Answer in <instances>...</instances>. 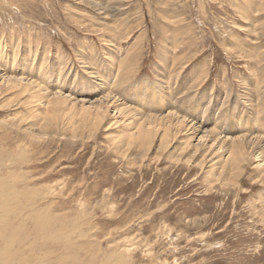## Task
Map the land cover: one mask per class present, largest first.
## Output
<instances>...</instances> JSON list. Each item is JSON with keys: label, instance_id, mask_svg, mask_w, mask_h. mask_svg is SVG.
Listing matches in <instances>:
<instances>
[{"label": "rangeland", "instance_id": "374dc122", "mask_svg": "<svg viewBox=\"0 0 264 264\" xmlns=\"http://www.w3.org/2000/svg\"><path fill=\"white\" fill-rule=\"evenodd\" d=\"M59 92L74 111L47 107ZM165 115L186 122L169 144L130 137ZM240 136L241 168L214 165ZM263 150L264 0H0V214L31 247L18 257L264 264Z\"/></svg>", "mask_w": 264, "mask_h": 264}, {"label": "bare ground", "instance_id": "6f19581e", "mask_svg": "<svg viewBox=\"0 0 264 264\" xmlns=\"http://www.w3.org/2000/svg\"><path fill=\"white\" fill-rule=\"evenodd\" d=\"M94 3V2H93ZM102 8V7H101ZM105 11H107L105 9ZM104 11V12H105ZM111 13V12H109ZM108 13V14H109ZM13 37V36H12ZM120 67V66H119ZM47 70V69H46ZM101 70V69H100ZM119 71V70H118ZM32 77V76H31ZM13 81V79H12ZM17 82V81H16ZM8 83V82H7ZM10 83V82H9ZM14 83V82H13ZM35 83V82H34ZM110 85V84H109ZM14 86V85H12ZM16 86V85H15ZM14 86V87H15ZM162 86V85H161ZM10 87V86H8ZM13 87V88H14ZM21 87V86H20ZM114 87V86H113ZM12 88V89H13ZM9 89V88H8ZM20 89V88H19ZM22 89V88H21ZM20 89V90H21ZM28 89V88H27ZM33 89V88H32ZM34 90V89H33ZM171 90V89H170ZM258 90V89H257ZM14 91V90H13ZM17 91V90H16ZM59 91V90H58ZM185 91V90H184ZM23 92V91H22ZM172 92V91H171ZM46 93V92H45ZM110 93V92H109ZM120 93V92H119ZM118 93V94H119ZM126 93V92H125ZM24 94V93H23ZM60 94V92H59ZM124 94V93H123ZM33 95V94H32ZM37 95V94H36ZM34 95V96H36ZM108 95V94H107ZM126 95V94H125ZM45 96V95H44ZM63 95H59L57 97L56 100L52 99L50 101H48V105L47 107H51V110H53L56 106L55 105H59V104H66L67 106L70 107V110H73L75 109V103H71V101H69V99L67 97H62ZM109 96H112L111 93L110 95H108V98ZM115 96V95H114ZM118 96V95H117ZM38 97V96H37ZM36 97V98H37ZM184 97V96H183ZM248 97V96H247ZM29 98V97H27ZM26 98V99H27ZM106 98V97H105ZM112 98V97H111ZM110 98V99H111ZM148 99V98H147ZM179 99V97H178ZM105 100V99H104ZM108 100V99H107ZM105 100V101H107ZM116 101V100H115ZM181 101V100H180ZM184 101V100H183ZM248 101H252L251 98H249ZM147 102V101H146ZM186 102V100L184 101ZM108 103V102H107ZM111 104V103H110ZM190 104V103H189ZM85 105V104H84ZM114 105V104H113ZM112 105V107H113ZM55 106V107H54ZM61 106V105H60ZM65 106V105H63ZM83 106V104H82ZM124 106V105H123ZM86 107V106H85ZM83 106V114L85 116V118H88L90 119V117H96L97 119H99L100 121L105 119L104 116H105V113H108L107 111H109L108 109L110 107H106V110H104L103 112L101 110H103L102 108V105L96 107L94 109V111L92 110H89L87 108H85ZM126 107V106H125ZM125 107H117L115 106L116 110L118 113H121L123 114L124 112V108ZM129 107V106H128ZM128 107L126 110H128ZM137 107V106H136ZM184 107V106H183ZM134 108V107H133ZM56 109V108H55ZM101 109V110H100ZM123 110V112H122ZM131 110H135V111H139V109L137 110L136 109H131ZM182 110V109H181ZM141 111V110H140ZM180 111V110H179ZM131 112V111H130ZM181 112V111H180ZM184 112V111H183ZM143 113V111L141 112ZM94 114V115H92ZM132 114V113H131ZM135 114V113H134ZM127 115V114H126ZM133 115V114H132ZM136 115H139V113ZM135 115V116H136ZM144 115V113H143ZM142 115V118L145 116ZM173 115V114H172ZM172 115H168L166 116L165 118H169L171 117L172 119H168L169 121H166L164 119H158V118H152V119H149V121H144L146 119H142L141 120V116L140 117H136V118H139L141 122H138L137 120V123L136 125H132V128H134V131H130V137H132V139L134 138L135 140L133 141H141V144L144 148L146 149H150V147L152 146V144L154 142H156L157 140L160 141V144L161 145H164V144H169V141H172L174 140L175 138H177L182 132H181V128L184 127V123L185 122V116H183L182 119L180 118H176L175 116L172 117ZM128 116V120L131 121L132 119V116L130 115H127ZM152 116V115H151ZM157 116V115H155ZM179 116V115H177ZM181 116V115H180ZM125 118V117H124ZM146 118V117H144ZM151 118V117H150ZM70 120V119H69ZM92 120V119H91ZM98 120V121H99ZM90 121V120H89ZM93 121V120H92ZM96 121V120H95ZM123 121V119H122ZM120 122V121H119ZM124 122V121H123ZM67 123V122H66ZM98 123V122H97ZM132 123V121H131ZM108 124V122H107ZM194 124V123H193ZM217 124V123H216ZM127 125V124H126ZM109 126V125H108ZM111 126V125H110ZM187 126V125H185ZM192 126V125H191ZM190 127V126H189ZM131 128V129H132ZM216 128V127H215ZM129 129V127H128ZM186 129V128H185ZM133 130V129H132ZM214 131V130H213ZM215 132L217 131H214L212 134L215 136ZM120 134V133H119ZM210 134V133H209ZM212 136V135H211ZM128 137V136H127ZM181 137V136H180ZM213 137V136H212ZM217 137V136H216ZM130 139V140H132ZM212 139V138H211ZM129 140V141H130ZM213 140V139H212ZM250 140V139H249ZM255 140V139H254ZM220 140V150L223 148H225L224 144H226V140L224 139V141ZM231 141L227 146V152L229 153V156L227 158H224L223 156H220L218 155V152H215L214 155L216 158L214 159H217L216 160V164L214 165H217L218 163L220 164V166H222L223 168H227V166L229 167H235L236 169H240L241 166H242V163L244 161H246V155H249V149L252 148L250 147L249 145V141H247V138H245L244 136H240V137H235L234 139L232 138V140H229ZM131 142V141H130ZM129 142V144H130ZM177 142V141H176ZM216 142V140H215ZM179 143V142H178ZM214 143V142H213ZM218 143V144H219ZM128 144V145H129ZM140 144V145H141ZM135 145V142L134 144ZM191 145V144H190ZM217 145V144H216ZM127 146V144H126ZM132 146V145H131ZM215 147V146H214ZM128 149V148H126ZM200 150L199 147H197V150ZM218 149V151H219ZM264 151V150H263ZM217 154V155H216ZM210 155H213V149H212V152H204L202 153V158H205L206 157V160L207 162H210L208 160L209 156ZM213 155V156H214ZM262 156H264V152L262 154ZM211 157V156H210ZM222 157V158H221ZM258 157V156H257ZM264 159V158H263ZM262 159V160H263ZM212 161V160H211ZM203 163H205L204 159H203ZM264 163V161H263ZM262 163V164H263ZM261 164V165H262ZM213 165V164H212ZM258 165V164H257ZM259 165V166H261ZM211 166V165H210ZM262 167V166H261ZM210 168V167H209ZM215 169V168H214ZM220 169V168H219ZM262 169V168H261ZM218 175V174H217ZM48 232V231H47ZM55 235V234H54ZM52 237H49L44 239V245H46L47 243V240L48 242H52ZM24 246H27L29 249L31 248L30 246L26 245L23 241H21V239L19 240L17 238V236L15 235V232H14V229H13V226H12V223L10 221V219L7 217V214L5 213H2L0 214V264H66L67 260L66 258H63V257H59L57 260H54V261H47V262H44L43 259L40 260V262H37L36 260H33L32 259V255L33 254H30L31 252H29V254L27 255H22L21 257H18L19 254H20V251L21 249L24 247ZM30 251V250H29ZM39 256V255H38ZM45 256H47L49 258V256L44 252V258ZM40 257V256H39ZM65 257V256H64ZM159 263V262H158Z\"/></svg>", "mask_w": 264, "mask_h": 264}]
</instances>
